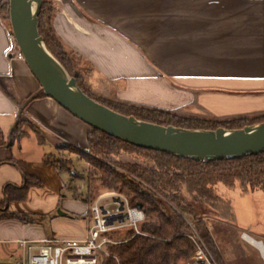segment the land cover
<instances>
[{
    "label": "crops",
    "instance_id": "1",
    "mask_svg": "<svg viewBox=\"0 0 264 264\" xmlns=\"http://www.w3.org/2000/svg\"><path fill=\"white\" fill-rule=\"evenodd\" d=\"M53 4V28L89 66L88 79L96 92L161 109H189L192 115L201 111L214 118L264 113V0H54ZM13 46L11 30L0 17V201L4 186L25 184L16 164L22 162L25 173L40 187H31L26 200L6 203L5 208L40 222L0 220V264H14L22 253L20 241L85 239L89 218L85 197L71 190L61 172L73 179L71 166L83 162L67 151H63L69 161L66 169L44 162L64 144L85 150L89 127L52 99L37 97L40 85L24 61L15 58ZM19 120L38 128L44 143L39 144L29 130L28 137L13 140ZM31 139L34 144H27ZM217 222L216 237H211L227 264L223 256L229 248L227 236L236 227ZM240 239L261 258L259 248Z\"/></svg>",
    "mask_w": 264,
    "mask_h": 264
},
{
    "label": "trees",
    "instance_id": "2",
    "mask_svg": "<svg viewBox=\"0 0 264 264\" xmlns=\"http://www.w3.org/2000/svg\"><path fill=\"white\" fill-rule=\"evenodd\" d=\"M53 1L42 0L38 16V31L44 46L69 76L76 79L80 90L97 103L116 113L133 116L144 122L191 130L214 131L218 128L235 130L264 122V113L231 118H203L99 94L93 89L88 77L79 76L75 72L72 51L62 42L53 28L55 14ZM8 11L6 3L3 20L7 19ZM37 97L45 96L40 92ZM22 125H27L39 144L44 143L38 128L29 121L21 120L12 130L13 140L20 141L28 137V133L20 131ZM87 147L93 152L94 157L115 158L122 153L127 155L133 163L120 165V168L134 179L116 172L86 152L66 144L57 148L56 155L46 156L44 162L55 168L66 169L69 161L64 159L63 151L78 155L87 164L89 175L91 173L99 177L103 188L125 196L129 206L141 210L144 215V220L139 226L140 232L144 235L133 236V231L127 230L125 237L117 240L119 232L110 233L109 237L117 243L105 247V251L110 256L97 254L96 264H186L197 250L190 238L194 234L201 239L215 262L224 264L203 223L208 211L216 213L217 218L224 222L235 223L231 202L219 193V187L227 190L238 189L241 194L255 191L264 193V153L241 159L196 162L188 158L181 159L171 154L139 148L90 127ZM16 164L23 172L25 184L22 187L4 186V199L0 201V220L16 219L23 224L40 222L30 215L10 212L5 208L6 203L26 200L31 187H40L36 179L25 173L22 162ZM71 175L82 177L81 173L77 172ZM159 196L173 208L161 202ZM186 196L191 198L192 203L186 200ZM84 201L88 206L94 202L89 185ZM197 207L202 212H198ZM203 207L208 210L205 211Z\"/></svg>",
    "mask_w": 264,
    "mask_h": 264
},
{
    "label": "water",
    "instance_id": "3",
    "mask_svg": "<svg viewBox=\"0 0 264 264\" xmlns=\"http://www.w3.org/2000/svg\"><path fill=\"white\" fill-rule=\"evenodd\" d=\"M41 5L42 0H8L12 38L40 85V92L88 127L139 148L196 162L241 159L264 153V122L235 130H191L124 116L92 100L45 48L38 31Z\"/></svg>",
    "mask_w": 264,
    "mask_h": 264
},
{
    "label": "rangeland",
    "instance_id": "4",
    "mask_svg": "<svg viewBox=\"0 0 264 264\" xmlns=\"http://www.w3.org/2000/svg\"><path fill=\"white\" fill-rule=\"evenodd\" d=\"M6 3L8 4V0H0L1 19H3V12L5 10ZM4 21L10 28L9 17H7V19ZM71 55H72L73 62L75 64V72L79 76L88 77L89 76L88 71L90 70L89 66L86 63H84V61H82V58L80 56H78L77 54H74V52H72ZM107 86L109 85H106V87ZM99 94L105 95V93H99ZM106 97L113 98L114 96L109 93ZM136 98L139 99L140 101H144L146 99V98L143 99V97H136ZM171 111L173 113H180L183 115H190L191 113H193V111H190L189 109H185L183 111L181 110L180 111L171 110ZM196 113L197 114H194V115L203 117V118L204 117L210 118L208 114H205L201 111H197ZM28 130L29 129L27 125H22L20 127V131L24 133H27ZM26 142L27 144H32V143L34 144L33 139H31L30 141H26ZM38 148L41 149V147H38ZM82 151L89 154V156L94 157L93 152H91L90 149H88V147ZM70 154L71 153L68 152V156ZM58 158L60 157L58 156ZM94 158H96L102 164L115 170L116 172H119L123 175H127L130 178L134 179L130 174H128L127 172L123 171L120 168V165L133 163V160L130 159L127 155L122 153L118 157H115V158L110 157V156L108 157H103V156L97 157L96 156ZM75 160L79 162L81 161L83 163L80 164L79 166L80 168L77 165L71 166V170L74 173L75 172L81 173L82 177L72 175L73 179H70L67 171H61L63 172V174H65L66 181L68 182L69 187L71 188L72 191H75L81 196L85 197L87 194V189L89 185L94 201L100 197L118 195V193H112V192L107 191L105 188H103L101 186L99 177L93 176L91 175V173L89 175V172H87L88 170L87 164H85V162L78 155H76ZM219 193L222 196L229 199V201L231 202L233 211H234V215H235V223H233V226H235L236 228L234 231H232L229 234V236H227V244L229 248L225 250L226 254L223 255L226 263L227 264H264V262H262V259L259 257V254L257 253L256 249H254L252 246L248 245L247 243H245L244 241L240 239V236L243 233H246L250 238L252 237L251 239L253 241L259 242L256 240H260L262 243L261 244L262 247H264V193H262L261 191H255L251 193L241 194V192L238 189L227 190L223 187H219ZM158 198L160 199L161 202L173 208L172 205L169 204L166 200H164L160 196ZM186 200L192 203L191 198H189L188 196H186ZM203 209H205V211L208 210L205 207H203ZM197 211L202 212V210H200L199 207H197ZM208 212H207L208 214L203 218V223L205 224V227L208 233L210 234V236L216 237V232L214 230V224L218 223L217 222L218 218L216 216V213H214L213 211H208ZM125 235H126V231L119 232L117 235V240H122L125 237Z\"/></svg>",
    "mask_w": 264,
    "mask_h": 264
},
{
    "label": "built area",
    "instance_id": "5",
    "mask_svg": "<svg viewBox=\"0 0 264 264\" xmlns=\"http://www.w3.org/2000/svg\"><path fill=\"white\" fill-rule=\"evenodd\" d=\"M12 51L16 59L23 61L15 42ZM143 220L142 211L130 207L125 196L118 194L100 197L89 206L85 239L51 238L37 243L20 241L22 253L14 260V264H96L97 254L110 256L105 247L117 243L109 237L110 233L132 230L133 236L144 235L139 230ZM246 237V233L241 235V238L248 242ZM190 238L197 250L186 264H217L196 234ZM260 256L264 262V255Z\"/></svg>",
    "mask_w": 264,
    "mask_h": 264
},
{
    "label": "bare ground",
    "instance_id": "6",
    "mask_svg": "<svg viewBox=\"0 0 264 264\" xmlns=\"http://www.w3.org/2000/svg\"><path fill=\"white\" fill-rule=\"evenodd\" d=\"M246 240L252 244L254 247H257L260 249V252L262 255H264V247H262L261 243L253 241L249 236L246 237Z\"/></svg>",
    "mask_w": 264,
    "mask_h": 264
}]
</instances>
